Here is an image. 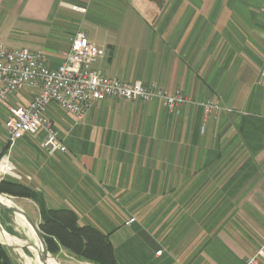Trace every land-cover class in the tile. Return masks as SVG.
I'll list each match as a JSON object with an SVG mask.
<instances>
[{
	"label": "crops",
	"instance_id": "0c3cea01",
	"mask_svg": "<svg viewBox=\"0 0 264 264\" xmlns=\"http://www.w3.org/2000/svg\"><path fill=\"white\" fill-rule=\"evenodd\" d=\"M79 32L106 76L193 104L107 98L82 118L51 104L67 151L50 154L42 129L24 136L10 180L109 235L118 264H247L264 248V0H0V40L44 52L51 69ZM34 95L0 102L1 157L9 109ZM206 101L222 111L208 116ZM12 198L39 225V206Z\"/></svg>",
	"mask_w": 264,
	"mask_h": 264
},
{
	"label": "built area",
	"instance_id": "2783aa9c",
	"mask_svg": "<svg viewBox=\"0 0 264 264\" xmlns=\"http://www.w3.org/2000/svg\"><path fill=\"white\" fill-rule=\"evenodd\" d=\"M69 8L87 13V7L69 5ZM103 57L104 53L84 32L76 34L64 62L56 69L49 68L44 52L10 49L0 40V102L6 104L12 95L25 89L35 91L27 106L9 109L10 115L5 123L8 144L7 152L0 158V182L7 176H15L9 153L26 135H35L42 129L47 134L44 148L50 154L67 151L53 123L46 116L51 104L78 118L107 98L131 102L160 100L172 112L186 104H193L181 91L170 94L156 84L147 86L140 81L128 83L106 76L94 68V64ZM201 106L208 116H216L222 111L218 103L211 101L203 102ZM133 222L134 219H131L128 223ZM263 259L264 248L252 256L247 264H260Z\"/></svg>",
	"mask_w": 264,
	"mask_h": 264
},
{
	"label": "trees",
	"instance_id": "16d2710c",
	"mask_svg": "<svg viewBox=\"0 0 264 264\" xmlns=\"http://www.w3.org/2000/svg\"><path fill=\"white\" fill-rule=\"evenodd\" d=\"M0 194L31 199L39 206L41 214L39 229L52 256L58 257L66 253L86 263L118 264L109 235L93 226H81L78 215L73 210L50 209L39 194L10 179L0 182ZM7 232L15 235L12 229H8ZM0 264H12L8 250L2 244Z\"/></svg>",
	"mask_w": 264,
	"mask_h": 264
},
{
	"label": "rangeland",
	"instance_id": "374dc122",
	"mask_svg": "<svg viewBox=\"0 0 264 264\" xmlns=\"http://www.w3.org/2000/svg\"><path fill=\"white\" fill-rule=\"evenodd\" d=\"M6 179L9 180V179H12V177L7 176ZM12 197L14 196H11L9 194H0V198L2 199L4 203H6V201H11L14 203L15 207L19 208V206L17 205V201L14 200ZM22 205H23L22 206L23 209L33 219V221H36L37 217L33 215L32 211L30 210L29 205L27 203H22ZM16 219H17V216L13 212L6 210L0 206V222L4 230L7 232L8 229H12L15 234L14 236L9 234L8 232L7 233L13 237L23 240L25 243L27 241H32L31 236L34 238V233L31 230L30 226L27 224V221L24 219L26 226L28 228H24L17 223ZM0 242L2 244L9 246V247L5 246V247L8 250V253L12 260V264H28L27 263L28 259L33 261L32 264H35L33 254L27 248L23 247V245L21 246L25 254L24 256H21V254H19V252L14 248V246L8 240L3 238L1 235H0ZM53 259L56 261V264H91V263L80 261L66 253H63L58 257H54L51 255V257H49L47 261V264H52Z\"/></svg>",
	"mask_w": 264,
	"mask_h": 264
},
{
	"label": "bare ground",
	"instance_id": "6f19581e",
	"mask_svg": "<svg viewBox=\"0 0 264 264\" xmlns=\"http://www.w3.org/2000/svg\"><path fill=\"white\" fill-rule=\"evenodd\" d=\"M0 201L1 202H3L2 201V199L0 198ZM4 203V202H3ZM4 204H6L7 206H15L14 205V203L13 202H11V201H6V203H4ZM17 216V219H16V221H17V223L20 225V226H22V227H24V228H28L27 226H26V223H25V221H24V219H25V217H23V216H21V215H16ZM26 220V219H25ZM27 221V220H26ZM27 224L29 225V223L27 222ZM30 226V225H29ZM30 228H31V226H30ZM31 230H32V228H31ZM33 231V230H32ZM0 235L3 237V238H5L6 240H8L13 246H14V248L19 252V254H21V256H24V251L22 250V246L21 245H23V247L26 245V243L23 241V240H20V239H18V238H16V237H12V236H10L8 233H6V232H2L1 230H0ZM30 235V234H29ZM31 236V235H30ZM31 240L33 241V242H35V247H28L27 249L33 254V256H34V263L35 264H43V263H41L40 262V260H39V256L42 254L43 255V246H42V243L37 239V237L35 236V234H34V238L31 236ZM32 260H27V263L28 264H32ZM52 264H56V261L53 259L52 260Z\"/></svg>",
	"mask_w": 264,
	"mask_h": 264
},
{
	"label": "water",
	"instance_id": "95a60500",
	"mask_svg": "<svg viewBox=\"0 0 264 264\" xmlns=\"http://www.w3.org/2000/svg\"><path fill=\"white\" fill-rule=\"evenodd\" d=\"M0 206L6 210H9L11 212H13L15 215H21L23 217H25V219L27 220V222L29 223V225L31 226L32 230H33V233L35 234V236L37 237V239L42 243V246H43V255L41 254L39 256V260L41 263L43 264H47V261L49 259V257H51L50 253L48 252L47 250V247H46V243H45V240L41 234V231L39 229V225L35 224V222H33V220L24 212L22 211L20 208L18 207H15V206H7L6 204H4L3 202L0 201ZM0 230L2 232H6L0 222ZM7 233V232H6ZM11 236V235H10ZM13 237V236H12ZM0 244H2L0 242ZM4 246H7L9 247L8 245H5V244H2ZM35 242L33 241H27L26 242V245L24 246L25 248H28V247H35Z\"/></svg>",
	"mask_w": 264,
	"mask_h": 264
}]
</instances>
